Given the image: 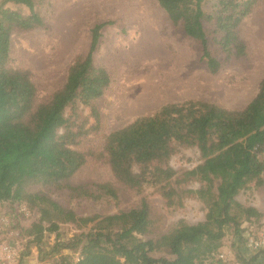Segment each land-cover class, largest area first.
<instances>
[{
  "label": "trees",
  "instance_id": "1",
  "mask_svg": "<svg viewBox=\"0 0 264 264\" xmlns=\"http://www.w3.org/2000/svg\"><path fill=\"white\" fill-rule=\"evenodd\" d=\"M156 1L173 26L180 25L199 43L210 72L245 54L237 28L256 0H214L210 10L207 0ZM111 22L94 24L85 55L69 65L64 84L50 100L32 110L36 89L29 74L8 64L11 35L43 26L44 18L35 0H0V202H23L36 209L38 217L26 229L36 246L45 232L58 236L60 223H91L88 231L59 244L76 253V260L62 255L56 264H227L219 257L226 226L240 243L237 261L264 264V247L251 255L241 252L242 246L247 249L242 222L259 221L263 213L236 199L242 190L264 186V76L241 109L195 99L170 102L105 137L103 150L116 181L136 190L159 185L167 206L194 196L206 209L202 221L180 219L170 231L144 239L150 225L145 199L116 213L77 216L48 196L27 191L30 184H42L66 188L72 198H117L109 181L66 182L86 161L75 146L99 124L96 100L110 77L94 62L93 52L100 30ZM176 144L196 148L201 162L179 174L173 186L170 178L176 172L167 160ZM190 181L197 188L179 186ZM162 251L170 257L153 256Z\"/></svg>",
  "mask_w": 264,
  "mask_h": 264
},
{
  "label": "rangeland",
  "instance_id": "2",
  "mask_svg": "<svg viewBox=\"0 0 264 264\" xmlns=\"http://www.w3.org/2000/svg\"><path fill=\"white\" fill-rule=\"evenodd\" d=\"M35 1L44 25L13 31L8 62L11 69L29 74L36 89L32 110L50 100L64 84L69 65L85 55L94 24L112 21L100 30L93 52L94 62L110 77L108 87L96 100L99 124L96 131H90L75 146L85 153L86 161L66 182L76 185L109 181L117 189V198H72L66 188L42 184H30L27 191L44 194L77 216H104L137 206L145 199L150 225L149 231L141 235L144 239L170 231L180 219L189 223L204 220L205 206L194 196H182L181 204L167 206L159 185L149 184L136 190L116 181L103 150L105 137L170 102L195 99L228 109L243 108L257 92L264 76V0L255 1L237 28L245 44V54L231 58L215 73L201 59L199 43L188 37L180 25L173 26L156 0ZM213 1L207 0V10ZM199 162L196 148L176 144L167 160L176 172L170 178L172 185L177 186L174 179ZM179 186L197 188L198 183L190 181ZM236 199L263 213L259 221L242 222L243 240L253 237L264 241V186L242 190ZM37 217L36 209L28 208L23 202H0V243L15 247L21 264H31L35 257L56 264L62 255L75 261L77 254L59 244L74 234L88 231L91 223L85 226L60 223L58 236L45 232L36 246L26 229ZM238 245L233 228L226 226L219 252L225 254L227 264L238 260ZM241 248L243 254H252ZM153 256L170 257L165 251L155 252Z\"/></svg>",
  "mask_w": 264,
  "mask_h": 264
},
{
  "label": "built area",
  "instance_id": "3",
  "mask_svg": "<svg viewBox=\"0 0 264 264\" xmlns=\"http://www.w3.org/2000/svg\"><path fill=\"white\" fill-rule=\"evenodd\" d=\"M244 245L248 250L255 252L260 248L264 247V241L262 238L260 239V238L246 237L244 240ZM219 257L223 258L224 261H226L225 254L223 252H220ZM34 260L35 261L32 262L31 264H51L37 257H35ZM0 264H21L18 251L16 250L15 247H13L11 244L7 242L0 243ZM232 264H241V263L238 261H234Z\"/></svg>",
  "mask_w": 264,
  "mask_h": 264
}]
</instances>
